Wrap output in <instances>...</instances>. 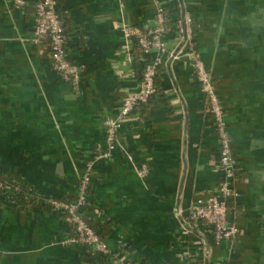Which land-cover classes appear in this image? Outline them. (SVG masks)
I'll use <instances>...</instances> for the list:
<instances>
[{"label":"crops","instance_id":"crops-1","mask_svg":"<svg viewBox=\"0 0 264 264\" xmlns=\"http://www.w3.org/2000/svg\"><path fill=\"white\" fill-rule=\"evenodd\" d=\"M158 1L171 19L190 17L224 110L238 166L227 212L237 239L216 244L188 227L191 204L215 195L220 173L187 49L163 57L155 94L97 158L104 120L140 90L143 62L125 51L121 29L153 27L154 1L58 0L67 58L85 68L75 87L52 69L47 42H32V1L0 0V264H264V0ZM164 44L176 49L174 32ZM85 174L83 215L105 256L65 244L71 226L49 204L74 200Z\"/></svg>","mask_w":264,"mask_h":264},{"label":"built area","instance_id":"built-area-1","mask_svg":"<svg viewBox=\"0 0 264 264\" xmlns=\"http://www.w3.org/2000/svg\"><path fill=\"white\" fill-rule=\"evenodd\" d=\"M14 4L24 5L26 0H12ZM34 8V27L32 42L48 44L49 58L52 69L64 80L77 87L85 71L82 65L72 63L67 58L66 36L62 19L58 13V0H31ZM156 6L153 27L125 26L121 29L124 49L131 54L133 41L141 52L143 62L140 90L125 99L118 109L116 116L104 120V150L98 147L97 158L108 157L115 148L116 137L123 122L140 105L146 106L156 92L155 77L164 56L173 59L180 50L187 49L194 58L196 80L201 86V93L207 102L208 112L212 116L213 126L217 137L218 171L220 180L216 186V193L212 197L197 198L191 204L187 216L188 227L197 228L203 237L212 236L216 244L226 242L232 244L240 234L239 228L227 219L228 210H234L238 197L236 189L238 166L234 156L231 137L223 107L218 99L212 80L199 60L194 42L191 19L181 14L171 19L167 8L152 0ZM170 31L174 32L177 45L173 51H168L164 44V37ZM152 51L156 54L150 58ZM150 58V59H149ZM147 171L145 165L140 166L138 175L143 176ZM89 175L79 179L77 196L72 201L51 200L50 206L65 216L72 226L73 235L65 240V244L81 245L93 255H108L109 248L103 239L90 226L83 215L87 205L86 193L89 186ZM200 228V229H199ZM120 264H136L126 260Z\"/></svg>","mask_w":264,"mask_h":264},{"label":"trees","instance_id":"trees-1","mask_svg":"<svg viewBox=\"0 0 264 264\" xmlns=\"http://www.w3.org/2000/svg\"><path fill=\"white\" fill-rule=\"evenodd\" d=\"M131 56L133 57V60L134 61H139L141 60V52L136 44V41H133V47H132V51H131ZM138 68V66H137ZM159 69V68H158ZM138 70L140 71V80H141V77H142V71H143V67L141 68H138ZM157 73H158V70H157ZM157 73H156V77H155V84H156V78H157ZM151 99V98H150ZM144 107L143 105H140V108ZM1 181V180H0ZM20 191H18V194H19ZM19 197V196H18ZM91 226V225H90ZM73 227L71 226V229ZM73 235V233H72Z\"/></svg>","mask_w":264,"mask_h":264},{"label":"rangeland","instance_id":"rangeland-1","mask_svg":"<svg viewBox=\"0 0 264 264\" xmlns=\"http://www.w3.org/2000/svg\"><path fill=\"white\" fill-rule=\"evenodd\" d=\"M232 144V143H231Z\"/></svg>","mask_w":264,"mask_h":264}]
</instances>
